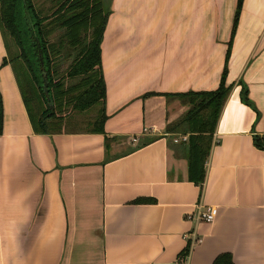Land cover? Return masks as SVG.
<instances>
[{
    "label": "crops",
    "instance_id": "crops-1",
    "mask_svg": "<svg viewBox=\"0 0 264 264\" xmlns=\"http://www.w3.org/2000/svg\"><path fill=\"white\" fill-rule=\"evenodd\" d=\"M110 1L105 132H36L0 28V264H264V0L243 1L203 185L167 93L219 86L238 0Z\"/></svg>",
    "mask_w": 264,
    "mask_h": 264
},
{
    "label": "trees",
    "instance_id": "trees-1",
    "mask_svg": "<svg viewBox=\"0 0 264 264\" xmlns=\"http://www.w3.org/2000/svg\"><path fill=\"white\" fill-rule=\"evenodd\" d=\"M243 1H237L219 86L167 93L189 104L187 112L169 124L167 130L176 131L179 127L187 133L188 139L173 147L176 151L184 148L189 179L199 185L205 180L214 132L233 88L227 75ZM110 14V0H0V28L7 48L3 64L11 63L14 68L36 132H59L73 111L89 110L95 112V118L87 131L105 132L107 85L101 45ZM65 61L68 64L64 67ZM45 77L49 94L44 88ZM241 100L253 104L245 83ZM2 126L0 96V130ZM255 142L264 147V137L255 136ZM188 250L189 246L184 255Z\"/></svg>",
    "mask_w": 264,
    "mask_h": 264
},
{
    "label": "rangeland",
    "instance_id": "rangeland-1",
    "mask_svg": "<svg viewBox=\"0 0 264 264\" xmlns=\"http://www.w3.org/2000/svg\"><path fill=\"white\" fill-rule=\"evenodd\" d=\"M68 64V61H65L63 66L65 67ZM96 105L92 106L91 108L95 107ZM95 118V112L89 111H73L72 114L66 119H64L63 122V128L67 130H87L90 125L89 122L92 121ZM176 134L172 135L173 142H175L176 139L182 141L183 136H186L187 133H183L182 129L179 127L176 129ZM188 136V135H187ZM176 143V142H175Z\"/></svg>",
    "mask_w": 264,
    "mask_h": 264
},
{
    "label": "built area",
    "instance_id": "built-area-1",
    "mask_svg": "<svg viewBox=\"0 0 264 264\" xmlns=\"http://www.w3.org/2000/svg\"><path fill=\"white\" fill-rule=\"evenodd\" d=\"M183 138H187V137L183 136ZM134 140H136V138H134ZM176 141H178V139H176ZM218 212H219V208L217 206L214 205L204 206L202 204L199 206V208L197 209L195 214H193V216H195L198 220L201 221H213L218 215Z\"/></svg>",
    "mask_w": 264,
    "mask_h": 264
},
{
    "label": "water",
    "instance_id": "water-1",
    "mask_svg": "<svg viewBox=\"0 0 264 264\" xmlns=\"http://www.w3.org/2000/svg\"><path fill=\"white\" fill-rule=\"evenodd\" d=\"M44 88L47 94H49V90H48V81L47 78L45 77V82H44ZM168 264H177L175 261L169 262Z\"/></svg>",
    "mask_w": 264,
    "mask_h": 264
}]
</instances>
